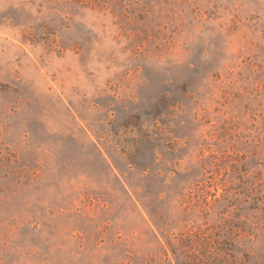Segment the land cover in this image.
Returning <instances> with one entry per match:
<instances>
[{
  "label": "rangeland",
  "instance_id": "1",
  "mask_svg": "<svg viewBox=\"0 0 264 264\" xmlns=\"http://www.w3.org/2000/svg\"><path fill=\"white\" fill-rule=\"evenodd\" d=\"M0 264H264V0H0Z\"/></svg>",
  "mask_w": 264,
  "mask_h": 264
}]
</instances>
